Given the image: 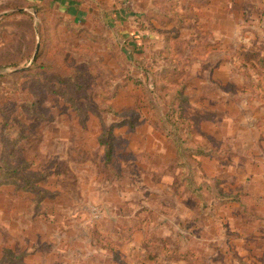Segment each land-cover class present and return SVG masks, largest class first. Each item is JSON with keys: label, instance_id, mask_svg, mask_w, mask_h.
Here are the masks:
<instances>
[{"label": "rangeland", "instance_id": "374dc122", "mask_svg": "<svg viewBox=\"0 0 264 264\" xmlns=\"http://www.w3.org/2000/svg\"><path fill=\"white\" fill-rule=\"evenodd\" d=\"M0 264H264V0H0Z\"/></svg>", "mask_w": 264, "mask_h": 264}, {"label": "water", "instance_id": "95a60500", "mask_svg": "<svg viewBox=\"0 0 264 264\" xmlns=\"http://www.w3.org/2000/svg\"><path fill=\"white\" fill-rule=\"evenodd\" d=\"M37 50H38V45H37V47H36V49H35V51H34V54H33L32 58H31V61L34 60V58H35V56H36V53H37ZM31 61H30V62H31ZM20 70H21V69H20Z\"/></svg>", "mask_w": 264, "mask_h": 264}, {"label": "trees", "instance_id": "16d2710c", "mask_svg": "<svg viewBox=\"0 0 264 264\" xmlns=\"http://www.w3.org/2000/svg\"><path fill=\"white\" fill-rule=\"evenodd\" d=\"M199 153H202V151L201 150H199ZM110 154V149L108 150V155Z\"/></svg>", "mask_w": 264, "mask_h": 264}, {"label": "crops", "instance_id": "0c3cea01", "mask_svg": "<svg viewBox=\"0 0 264 264\" xmlns=\"http://www.w3.org/2000/svg\"><path fill=\"white\" fill-rule=\"evenodd\" d=\"M73 1V0H72Z\"/></svg>", "mask_w": 264, "mask_h": 264}]
</instances>
